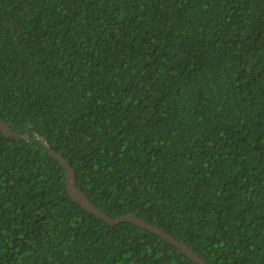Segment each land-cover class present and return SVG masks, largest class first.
<instances>
[{"label":"trees","instance_id":"obj_1","mask_svg":"<svg viewBox=\"0 0 264 264\" xmlns=\"http://www.w3.org/2000/svg\"><path fill=\"white\" fill-rule=\"evenodd\" d=\"M0 264H264V0H0Z\"/></svg>","mask_w":264,"mask_h":264},{"label":"water","instance_id":"obj_2","mask_svg":"<svg viewBox=\"0 0 264 264\" xmlns=\"http://www.w3.org/2000/svg\"><path fill=\"white\" fill-rule=\"evenodd\" d=\"M0 132L8 138H14L18 140H26L30 142L29 135H19L11 130V126L0 120ZM37 139L43 144L51 158L56 160L60 166L65 170L66 176V190L68 197L72 202L78 204L83 210L87 211L91 215H94L97 219L103 220L105 223L111 226H117L121 223H130L134 226L141 228L154 234L166 241L170 245L174 246L178 249L183 255H185L188 259H190L195 264H207V262L202 259L199 255H197L187 244L177 240L172 235L166 233L165 231L157 228L154 225H151L136 215H125L120 218L114 219L106 215L103 211H101L97 206H95L90 199L86 196V194L78 188L76 183V172L75 169L71 166V164L61 155L55 152L50 145L44 141L41 137L37 136Z\"/></svg>","mask_w":264,"mask_h":264}]
</instances>
